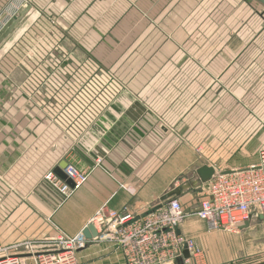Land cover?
Wrapping results in <instances>:
<instances>
[{"label": "crops", "instance_id": "obj_1", "mask_svg": "<svg viewBox=\"0 0 264 264\" xmlns=\"http://www.w3.org/2000/svg\"><path fill=\"white\" fill-rule=\"evenodd\" d=\"M7 2L0 0V10ZM25 2L26 6L0 33V53H9L8 60L0 61V66L7 68L6 74L0 76L3 246L46 239L58 233L81 234L103 208L140 216L164 203L172 191L196 181V172L202 166L213 168L215 173L257 164L259 150L264 147V127H240L228 143L208 147H200L202 143H198L197 150L186 134L178 135L186 130L184 125L175 129L177 117L187 114L179 102L186 104L191 94H186L183 86L180 90L171 87L191 84L194 78L200 83L215 79L219 85L217 99L223 97L218 115L264 116V28L257 29L256 21L262 19L255 10L246 14L243 24L247 27L231 32L220 29L217 35L222 42L197 47L176 43V35L167 29V22L162 24L172 19L174 5L186 0ZM210 2L225 8L232 20L249 9L245 0ZM34 7L43 18L57 21V28L51 32L60 38L51 40L54 45L37 47L44 52L55 49L58 59L43 60L39 65L26 60L20 65L15 52L28 30L17 25L25 10ZM6 38L8 43H4ZM117 50L137 52V56L131 59L129 55L114 56ZM62 53L64 59L59 58ZM139 60L142 66L152 69V78H125L127 72L131 73L129 68L133 64L138 66ZM39 66L44 68L40 74L34 70ZM18 67L30 70L23 72ZM56 67L89 68L90 75H82L78 69L53 72ZM95 67L122 71H116L118 76L109 77L107 72L98 76L96 70L91 72ZM112 74L115 75L114 70ZM149 86L155 98L151 103L141 95ZM226 93L232 107L226 108ZM66 116L69 122L76 119V132L71 130V123L66 124ZM225 127L221 123L217 127L223 141ZM72 131L73 136L69 134ZM240 156L246 159L241 162ZM65 161L91 171L87 182L60 204L58 197L45 187L43 175L55 171ZM201 187L173 198L187 213H192L202 197ZM254 220L250 223L255 232L264 234V221ZM178 231L205 253V264H228L235 258L233 242H239V237L209 231L206 223L193 215L184 218ZM78 262L124 264L119 249L95 242L78 253Z\"/></svg>", "mask_w": 264, "mask_h": 264}, {"label": "built area", "instance_id": "obj_2", "mask_svg": "<svg viewBox=\"0 0 264 264\" xmlns=\"http://www.w3.org/2000/svg\"><path fill=\"white\" fill-rule=\"evenodd\" d=\"M26 6L25 0H8L0 10V33ZM66 162V161H65ZM61 169L69 180L54 171L43 175L45 187L58 197L60 204L81 188L91 170L78 169L71 162ZM197 209L187 213L175 198H168L140 216L101 209L89 221L96 237L83 234L39 240H24L9 246L0 242V264H79L78 253L88 243H109L120 250L124 264H201L202 251L196 243L182 236L179 225L188 214L206 223L209 231L239 234L253 218L264 217V148L258 162L245 169L217 171L203 184ZM188 258L184 259L183 252Z\"/></svg>", "mask_w": 264, "mask_h": 264}, {"label": "rangeland", "instance_id": "obj_3", "mask_svg": "<svg viewBox=\"0 0 264 264\" xmlns=\"http://www.w3.org/2000/svg\"><path fill=\"white\" fill-rule=\"evenodd\" d=\"M247 1V6L249 9H247V12L245 13L243 10L241 14H237L235 17V20L231 19V14L226 12V9H222L220 7H217L216 5H213L210 0H186L185 3H177L174 5V8L172 12H174L173 17L171 20L162 21V24L167 22V29H172L173 33L176 35V43L178 44H192L193 46H202V45H213L216 43H220L222 41H219L218 38H220L217 35L218 30H237L239 31L243 27H247V24H243V22L246 20V14L250 11H254L257 13L259 18L262 20L256 21V27L260 31L261 27L264 28V11L263 9L256 3L252 2V0H245ZM243 2V1H242ZM245 3V2H244ZM27 13V14H26ZM26 15V18H25ZM243 16V17H242ZM22 20L18 22L17 28H25L28 30L26 35L21 37V41L18 44L17 52H15V59L20 65L21 63H25L26 60L29 61H35L40 64V61L43 60H55L58 59L55 55V49H50L48 51L39 50L37 47L38 45L43 44L45 45H54V42L51 41L54 38L59 39L56 36H52L51 32L53 29H56L58 24L55 19L49 20L46 18H43L41 15V12L37 8H32L30 10L29 8L25 10L22 16ZM255 27V25H254ZM39 32V34H38ZM33 33L35 35H33ZM120 39V37H117ZM226 39V36H225ZM2 42V41H1ZM4 43H8L7 38L4 40ZM126 43V42H124ZM38 48V49H37ZM122 49V46H121ZM124 55V58H127L129 55L130 59L133 57L135 58L137 56V52L135 53H126V51L123 53V51H115L113 52L114 56L117 55ZM101 55V54H100ZM110 55V54H108ZM9 53H4L1 51L0 53V61L1 60H8ZM111 56V55H110ZM59 58H65L63 56H59ZM34 65V64H33ZM98 65V62H97ZM134 66V67H133ZM129 68L131 70V73L129 74L127 72V75L125 76L128 78H131V80H134L139 77V79L142 78H152L150 71L151 68L144 67L140 64V60L138 62V66L133 64ZM20 69H17L19 71L27 72L30 69L28 67H18ZM78 68H59L56 67L53 69V72L58 73L61 71L68 70V72L76 71ZM83 69V70H82ZM35 72L38 74L41 73V70L44 71V68L34 67ZM98 72L99 75H104L107 72V76H118L116 71H122L121 68H102V67H95L91 68V72L94 73V71ZM112 70L115 71V75L112 74ZM7 71V68H2L0 66V76H4ZM78 71L81 72L82 75H90L89 68H81L78 69ZM84 71V72H82ZM126 74V73H125ZM112 79V78H111ZM198 78H194V82L187 85H171V87H174V90H180L182 86L185 88L186 91H184L186 94L190 95V101H186V104L184 101H180L179 104L182 105L185 110L187 109L186 116L183 117H177L178 121L176 123L175 129L179 128L178 126L184 125L186 127V130H181L178 132V135L183 133L186 134L189 139H191L194 143V145H197L198 143H202L201 146L208 145H222L229 142V140L235 136V133H239L237 131L240 127L243 126H252L255 125L258 128L264 127V116H250L247 114L241 115H227V113L222 116L218 115L217 111L220 107V103L223 97H221L219 100L217 99L218 96V83L215 81V79L210 80L208 83H200ZM138 81L142 83L141 81ZM1 86V85H0ZM142 87V86H141ZM150 89L146 91L144 89L142 91L141 95H144L147 100L152 102L154 98V91L152 90L151 86H149ZM168 91V90H167ZM185 96V94H183ZM225 100L224 103L227 107H232V101H228V94H225ZM219 106V107H218ZM184 110V111H185ZM71 119L73 117H70ZM83 118H81V122H83ZM64 119H69V116L64 117ZM63 119V120H64ZM62 120V121H63ZM224 121V122H223ZM65 122V121H63ZM66 123V122H65ZM71 123V125H70ZM76 123V119L74 122H68L67 125H70L71 130L76 132L74 124ZM224 124L225 131H224V141L221 136L220 130H218V124L220 125ZM74 126V129H73ZM184 127L182 126L181 129ZM73 131L69 134L73 136ZM81 131V130H80ZM218 135H220L218 137ZM196 143V144H195ZM264 148V147H263ZM263 148H261L259 151H261ZM197 150H199V147L197 145ZM242 150V149H241ZM241 152V151H240ZM236 155V154H235ZM243 155V153L241 154ZM238 156V155H237ZM246 158H243V156H240L241 162H243ZM258 159V156L257 158ZM254 221L262 222L260 221L258 217L253 218ZM234 236V239H237L236 237H239V242L237 240H234L233 244L234 246V259L232 262L228 264H263L264 263V234L255 232V228L253 223H250L249 228L243 232V234L240 232V234H232ZM238 255V256H237ZM237 256V257H236ZM205 253L202 252V261L201 264H205Z\"/></svg>", "mask_w": 264, "mask_h": 264}, {"label": "water", "instance_id": "obj_4", "mask_svg": "<svg viewBox=\"0 0 264 264\" xmlns=\"http://www.w3.org/2000/svg\"><path fill=\"white\" fill-rule=\"evenodd\" d=\"M253 2H255L256 4H258L264 11V0H252ZM67 166L66 162H62L58 168L54 171L55 174H57L60 178H62L63 180H66L67 184L70 185L72 187V184L69 180L66 179V177L62 174L61 169H64ZM198 179L196 181L193 182H189L186 183L184 185H182L180 188L172 191L167 198H173V196H179L181 194L186 193L189 189L197 187L199 185H203L208 183L212 176L214 175V169L208 166H202L201 168H199L196 172ZM260 220L264 221V217L260 216ZM248 225H246L245 227H247ZM83 236L85 237V239L87 240H91L92 238L96 237V231L94 229V227L92 225H88L82 232ZM183 257L184 259L188 258V253L187 251L183 252ZM181 263V262H180ZM264 264V263H263Z\"/></svg>", "mask_w": 264, "mask_h": 264}]
</instances>
